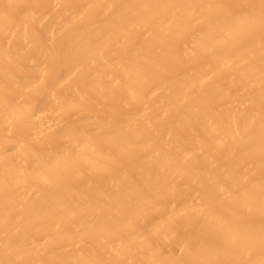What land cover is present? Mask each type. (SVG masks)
I'll use <instances>...</instances> for the list:
<instances>
[{"label": "bare ground", "instance_id": "1", "mask_svg": "<svg viewBox=\"0 0 264 264\" xmlns=\"http://www.w3.org/2000/svg\"><path fill=\"white\" fill-rule=\"evenodd\" d=\"M0 264H264V0H0Z\"/></svg>", "mask_w": 264, "mask_h": 264}]
</instances>
